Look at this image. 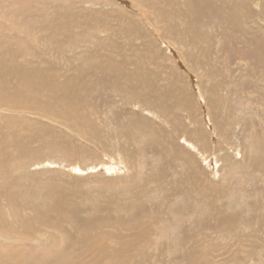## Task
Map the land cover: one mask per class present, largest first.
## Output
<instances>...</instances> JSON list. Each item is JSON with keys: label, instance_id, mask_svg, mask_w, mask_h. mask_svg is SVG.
I'll return each instance as SVG.
<instances>
[{"label": "rangeland", "instance_id": "obj_1", "mask_svg": "<svg viewBox=\"0 0 264 264\" xmlns=\"http://www.w3.org/2000/svg\"><path fill=\"white\" fill-rule=\"evenodd\" d=\"M28 260L264 264V0H0V264Z\"/></svg>", "mask_w": 264, "mask_h": 264}, {"label": "bare ground", "instance_id": "obj_2", "mask_svg": "<svg viewBox=\"0 0 264 264\" xmlns=\"http://www.w3.org/2000/svg\"><path fill=\"white\" fill-rule=\"evenodd\" d=\"M24 75H27L26 78L28 79L29 82H34L33 78H32L31 75H30V73H26V72H24ZM1 97H3V96H1ZM3 98H4V97H3ZM4 99H6V98H4ZM23 99H24V95L21 94V97H18L17 99H11V100H9V101H13V102H9V101H8V103H10V104H12V105H17V106H19L18 104H16V102H18L19 100L22 101ZM7 100H8V99H7ZM24 253H25V255H26V254L28 253V251H27V252H23L22 254H24ZM46 255H47V253H46ZM48 255H50V254L48 253ZM54 259H56V258H54ZM28 264H32L30 260H28Z\"/></svg>", "mask_w": 264, "mask_h": 264}]
</instances>
